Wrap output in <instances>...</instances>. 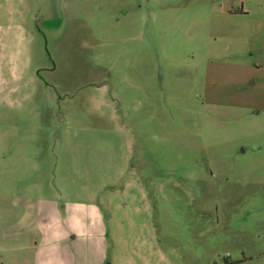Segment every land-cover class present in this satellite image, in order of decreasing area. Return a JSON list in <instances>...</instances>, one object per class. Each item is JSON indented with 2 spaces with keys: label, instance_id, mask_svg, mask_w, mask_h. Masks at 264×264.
Instances as JSON below:
<instances>
[{
  "label": "rangeland",
  "instance_id": "374dc122",
  "mask_svg": "<svg viewBox=\"0 0 264 264\" xmlns=\"http://www.w3.org/2000/svg\"><path fill=\"white\" fill-rule=\"evenodd\" d=\"M14 197L101 205L109 264H264V0H0Z\"/></svg>",
  "mask_w": 264,
  "mask_h": 264
},
{
  "label": "crops",
  "instance_id": "0c3cea01",
  "mask_svg": "<svg viewBox=\"0 0 264 264\" xmlns=\"http://www.w3.org/2000/svg\"><path fill=\"white\" fill-rule=\"evenodd\" d=\"M9 206L0 214V264H109L101 205L14 197Z\"/></svg>",
  "mask_w": 264,
  "mask_h": 264
}]
</instances>
